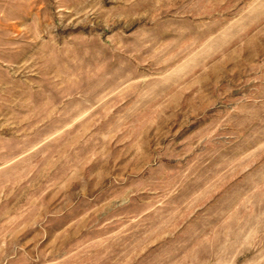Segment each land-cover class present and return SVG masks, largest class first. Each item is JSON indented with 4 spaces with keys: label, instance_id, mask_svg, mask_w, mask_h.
I'll return each mask as SVG.
<instances>
[{
    "label": "rangeland",
    "instance_id": "obj_1",
    "mask_svg": "<svg viewBox=\"0 0 264 264\" xmlns=\"http://www.w3.org/2000/svg\"><path fill=\"white\" fill-rule=\"evenodd\" d=\"M0 264H264V0H0Z\"/></svg>",
    "mask_w": 264,
    "mask_h": 264
}]
</instances>
